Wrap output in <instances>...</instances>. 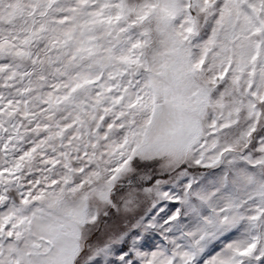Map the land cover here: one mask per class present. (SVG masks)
<instances>
[{"label":"snow or ice","instance_id":"1","mask_svg":"<svg viewBox=\"0 0 264 264\" xmlns=\"http://www.w3.org/2000/svg\"><path fill=\"white\" fill-rule=\"evenodd\" d=\"M0 264H264V0H0Z\"/></svg>","mask_w":264,"mask_h":264}]
</instances>
